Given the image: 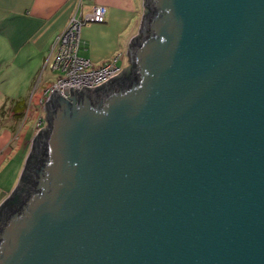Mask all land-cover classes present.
I'll return each instance as SVG.
<instances>
[{"label": "water", "instance_id": "1", "mask_svg": "<svg viewBox=\"0 0 264 264\" xmlns=\"http://www.w3.org/2000/svg\"><path fill=\"white\" fill-rule=\"evenodd\" d=\"M142 7L128 67L47 98L0 264H264V0Z\"/></svg>", "mask_w": 264, "mask_h": 264}, {"label": "crops", "instance_id": "2", "mask_svg": "<svg viewBox=\"0 0 264 264\" xmlns=\"http://www.w3.org/2000/svg\"><path fill=\"white\" fill-rule=\"evenodd\" d=\"M142 2L89 0L80 8L79 0H0V108H7L10 100L27 102L16 87L30 85L42 70H49L46 61L51 56L53 39L80 9L85 15L92 5L103 6L106 15L103 23L88 22L81 27L79 56L95 67L116 55L127 57V42L137 34L143 17ZM43 78L42 74L39 81ZM27 116L28 112L20 122ZM11 118V112L0 118V203L16 186L33 138Z\"/></svg>", "mask_w": 264, "mask_h": 264}, {"label": "built area", "instance_id": "3", "mask_svg": "<svg viewBox=\"0 0 264 264\" xmlns=\"http://www.w3.org/2000/svg\"><path fill=\"white\" fill-rule=\"evenodd\" d=\"M89 0H79L80 8L83 2ZM106 9L103 6L92 5L91 10L87 14L81 12L77 13L70 18L66 28L60 34H58L53 42L51 56L46 61V66L51 72L58 74L56 81L53 85L47 88L40 103L43 105L52 93V91L58 87V92H63V86L69 87L78 85V90L82 86L93 87L106 78L117 75L121 70L117 66V61L120 55H116L113 58L107 60L100 66H93L92 63L79 56L80 49V29L88 22L91 23H103L105 20ZM43 113L46 112L43 109ZM46 127L45 117H41L36 128L41 129Z\"/></svg>", "mask_w": 264, "mask_h": 264}, {"label": "trees", "instance_id": "4", "mask_svg": "<svg viewBox=\"0 0 264 264\" xmlns=\"http://www.w3.org/2000/svg\"><path fill=\"white\" fill-rule=\"evenodd\" d=\"M145 7L148 9L149 13V5L148 3H145ZM147 13V14H148ZM133 74L131 71L124 72L122 75L116 79H113L108 84L102 85L101 87H98L93 92L96 94L104 93L108 90H110L112 87L115 86H122L126 87L130 83V80L133 78ZM7 108L1 107L0 108V118H3L6 116V114L12 113V118L10 119L11 122H17L20 121L23 117H25V114L28 110V104L25 100H10L7 102ZM44 135H46L45 131H42L38 134L37 137L34 138L33 142L36 140V138H43ZM32 159V156L30 157V160ZM29 167V160L26 163L24 174L21 179V186L18 188L17 191H15L1 206L0 208V219L3 217V211L7 208L15 207L16 205L20 204L21 202V194L24 192L28 185V179L26 176L27 168Z\"/></svg>", "mask_w": 264, "mask_h": 264}, {"label": "rangeland", "instance_id": "5", "mask_svg": "<svg viewBox=\"0 0 264 264\" xmlns=\"http://www.w3.org/2000/svg\"><path fill=\"white\" fill-rule=\"evenodd\" d=\"M117 66L121 69L122 67L128 66V60L125 55H123L122 58H120L117 61ZM42 74L44 78H43V81L41 82L39 81V77L42 76ZM39 77L36 76L35 81L32 82L30 85L24 84V85H19L16 87V92L20 96L24 95L25 97L28 98L27 100L28 116L26 117V119L22 120L21 122L19 121L18 125L19 126L22 125L23 131L28 130V133L30 131V135L33 134L32 137L39 130L38 128H36V123L40 119V115L41 117L46 116V113L45 114L43 113V105L40 103L41 99L39 101L38 99L41 98L45 89L49 88L51 85L54 84V82L56 81V78L58 77V74L46 69L45 71L42 70Z\"/></svg>", "mask_w": 264, "mask_h": 264}]
</instances>
